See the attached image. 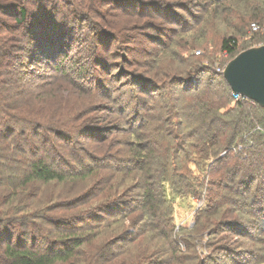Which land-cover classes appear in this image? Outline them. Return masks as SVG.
<instances>
[{
    "label": "trees",
    "instance_id": "16d2710c",
    "mask_svg": "<svg viewBox=\"0 0 264 264\" xmlns=\"http://www.w3.org/2000/svg\"><path fill=\"white\" fill-rule=\"evenodd\" d=\"M30 1L26 0L29 4ZM103 1H108V4H102ZM19 2L15 8L11 5V12L15 15L14 19L20 27L18 30L27 38L32 39V43L37 39L35 47H38L39 50L41 47L47 49L42 50L46 60L57 58L58 63L52 67L56 72L55 77L49 75V80L45 79L39 83H19L14 78V71V75L11 71H4L10 69L14 64L13 70H21L17 67V63L20 65L23 63L17 61V54H15L17 52L15 48L18 49V47L14 44L7 50L5 45L0 43V76L11 74V79L3 77L2 83H0V208L16 198V205H13L12 210H7L4 214L0 209V222H2L0 225L6 228L9 226L8 233L9 237L11 236L10 241L4 244L0 243L5 246L3 249L5 258L8 260L6 264H53L56 260H69L74 255L73 252L89 240L84 235H81L80 239L75 237L73 246L69 248L65 246L60 252H57L56 249L54 251L47 249L48 247L38 249L35 246L26 247L25 245L24 247L22 244L14 246L12 240L15 235L13 232L17 227L25 226L27 232L32 233L35 225H32L28 220L30 217L42 219L45 214L42 212L43 207L50 212L54 210L65 212L70 210L73 205L63 202L41 205L36 208L38 210L37 213L35 212L36 214L30 215L27 211L31 209L29 206L34 199L27 195L18 198L22 196L21 192L29 190L28 186L33 182L50 183L89 179L92 176L96 177V171L99 174L101 170L105 171L106 168L110 169L111 167H115L118 171H126V174H140L141 199H136V204L132 207L128 205L129 210L142 209L143 219H138V221H147L146 230L156 229L158 235L164 237L170 245L177 244L182 240L178 239L173 227V203L169 192L174 198L204 196L205 189L208 191V186L205 187V183L203 180L201 181L203 175L211 178L213 183L216 180L220 181L221 174H224L226 182L224 180L219 183L231 185L232 188L237 180H246L250 176L248 189L240 188V191H236L241 196L237 202L240 204L246 200L251 201V206L243 204L251 207L253 214L264 217V210L256 209V207L264 206V190H262L264 188V119L257 120L253 117L254 122L255 120L258 122L255 124L251 118L245 116L252 110L259 109L264 112V107L255 101L236 98L226 79L223 78V73L217 70L214 60L207 57L209 66L202 69L210 74L206 87L208 96L206 97L207 91L197 95L198 98L189 95L188 99L184 101L186 103L184 108L178 107L179 102L176 100L175 103L164 101L159 107L156 104H148L123 109L122 105H119L110 93L101 91L102 84L108 80H97V83L101 84L96 88L77 85V83L85 81L83 70L88 64V59L90 60V55L95 53V49L100 48L101 45L99 46L98 42L105 43V40L110 37V35H104L102 39H99L104 31L96 29L97 18L99 20L102 18L105 22L109 15L124 18L132 16L156 18L162 7L161 4L164 5L163 1L48 0L47 2L32 0V10L24 5L23 0H19ZM5 3L6 1L2 2V4ZM134 3L139 4L140 9H129ZM101 6L109 9L102 10ZM249 18L250 21L254 20L250 22L249 28L260 36L247 46V42H244L245 44L242 46L239 38L234 34L225 37L220 48L225 62L231 60L246 47L264 44V0H259L253 5ZM126 20L119 18L112 21L119 23ZM253 23L259 26L257 31H253ZM64 39L71 41L74 39V41L69 45L68 52L63 55L59 44L63 43ZM114 39L121 43V39ZM31 49L32 47L30 52ZM201 50L204 52L202 56H206L207 52L204 49ZM68 53L70 56H75L71 66L63 64V60L66 61L69 58ZM6 54H10L14 62L7 59ZM212 55L211 52L209 56ZM222 64L224 63L222 62ZM196 71L197 69L194 72ZM22 72L25 75L28 74L27 71L22 70ZM59 77L68 78L70 83H56L53 80ZM191 80L193 79L191 78ZM68 84H71L70 87ZM156 88L162 90L166 86H157ZM121 89L120 87L119 91ZM94 93L98 96L104 95L113 104L112 107L108 104L111 112L113 110L117 114L120 111L123 112L125 120H128L127 128L130 136L135 138L134 143L143 147L142 151L139 152L132 148L130 151L136 154L132 157H108L106 155L103 158L109 159L108 162L104 159L96 161L92 159V164L87 166L84 163L83 160L86 158L84 153L86 152L83 147L78 145L79 136L93 134V137H98L101 132H107L104 127H97L100 122L95 117H88L89 109L77 112L81 109L82 98L91 97ZM210 93L214 98L216 97L215 103H213L214 99L209 96ZM158 108L162 112V116L159 118L160 124L150 128L153 137L145 146L143 144L144 137H140L139 130L156 120L155 113ZM184 110H187V113ZM223 110L226 111L223 112ZM232 115L237 116L238 119L231 123L225 122L228 121L227 117ZM223 122L225 124L222 130L225 128V132H218L220 131L219 124ZM233 148H235V153ZM223 150H226L227 154L221 156ZM230 151L237 159L235 163L231 162ZM208 161H214L212 168L209 166L210 168L207 169ZM121 164L124 167H119ZM191 164L197 167L196 171ZM229 179L232 184H227ZM255 181L258 183L257 194L259 191H263L259 197L253 195L255 192L251 191L252 182L255 183ZM94 186L80 199L79 204H84L98 196L95 194ZM245 197H247L246 200L243 199ZM209 199L212 201V207L220 208L223 202L230 200V196L224 195L223 192L219 193L210 187ZM105 200L95 207L94 213L88 212V214V210L78 209L79 211H75V215L69 216L67 215L69 213L62 215L60 223L58 220L57 223L68 226L72 222L98 221L106 220L108 216L113 217L114 213L119 211L122 201H111L107 198ZM210 210L212 211L209 208L206 212V209H202L196 223L211 212ZM21 214L30 216H21ZM125 216L127 215L123 214L121 217ZM117 218L119 217L113 219ZM128 232L129 236L133 235L130 229ZM37 237L39 240L34 239L36 244L45 240L40 233ZM172 250L174 249L172 248ZM224 250L228 251L229 249L225 248ZM86 254L92 257L88 252ZM104 255V252L98 251L94 253V260L100 264H108V261L101 259ZM69 264L78 263L70 261Z\"/></svg>",
    "mask_w": 264,
    "mask_h": 264
},
{
    "label": "rangeland",
    "instance_id": "374dc122",
    "mask_svg": "<svg viewBox=\"0 0 264 264\" xmlns=\"http://www.w3.org/2000/svg\"><path fill=\"white\" fill-rule=\"evenodd\" d=\"M3 1L6 3L2 4ZM31 1L29 4L23 0L24 5L30 10H32ZM45 1L48 2V0ZM161 1L164 5L161 4L162 7L156 18L145 17V19L134 16L124 18L109 15L106 22L102 18L100 20L97 18L96 29L104 31L101 36L99 35L100 37L98 36L99 39H102L104 35H110V37L105 40V43L98 42L99 46L101 45L99 49L94 48L95 53L90 55V60L88 59V64L83 70L85 81L77 83L79 87L83 85V87L96 88L101 84L97 83V80H108L102 84L101 91L110 93L119 105H122L123 109L148 104H156L159 107L164 101L175 103L176 100L179 102L178 107L184 108L186 104L184 101L188 99L189 95L197 97L207 91L206 97L208 96L206 87L210 74L205 70L202 71L203 68L209 66L207 57L215 61L217 68L228 63V61H224L225 57L220 50L225 37L234 34L239 38L242 46L245 44L244 42H247V46L260 36L249 28L250 22L254 21H250L249 18L252 7L259 0L249 2L243 0ZM19 3V0L13 2L12 0H0V43L2 42L7 50L16 44L18 47V49L15 48L17 61L23 63L22 65L17 63V67L21 69L19 71L13 70L15 64L4 71H11L12 75L15 72L14 78L19 83H39L45 79L49 80V75L55 77L56 72L52 67L58 63V59L46 60L47 58L42 52L45 48L41 47L39 50L38 47H35L37 39L32 43V39L27 38L18 30L20 27L14 19L15 15L11 12V5L15 8ZM102 4H108V1H103ZM134 8L140 9L139 4L134 3L129 7V9ZM103 9L109 8L102 7ZM119 18L127 20L119 23L112 21ZM114 38L121 39V43H118ZM73 41L74 39L72 41L64 39L63 43L60 42L59 47L63 51V55L68 52V47L73 44ZM55 46L58 47V45ZM242 46L241 48H244ZM201 49L207 52L206 56H202L204 52ZM198 50L201 53H197ZM211 52L213 55L209 56ZM9 55H7V59L14 62ZM68 55V60H63V64L71 66L75 56H70L69 53ZM195 69H197L196 72H194ZM22 70L27 71L28 74L25 75ZM10 76L11 74L7 73L3 77L11 79ZM3 77L0 76V83H2ZM15 79L14 81H16ZM53 80L56 83H70L68 78L59 77ZM68 85L70 87L71 84ZM157 86H166V88L157 90ZM120 87L121 91H119ZM209 96L214 99L213 103H215L216 97L214 98L212 93ZM108 104L111 107L113 105L104 95L98 96L94 93L91 97L82 98L81 106L78 105L81 109L77 112L89 109L88 117H95L100 122L97 127H104L107 131L101 132L98 137H93V134L79 136L78 145L83 147L86 152L84 153L86 158L83 161L87 166L92 164V159L103 160L106 155L108 157H132L136 155L130 151L132 148L139 152L143 150V147L134 143L135 138L130 136L127 128L128 120H125L123 112L120 111L118 114L114 110L111 112ZM184 112L187 113V110ZM263 114L264 112L257 109L249 111L245 116L254 122L253 117L263 120ZM160 116H162V112L158 108L155 113L156 120L139 130L140 137H144L143 144L145 146L153 137L150 128L160 124ZM237 119V116L232 115L227 117L228 121L225 122L231 123ZM225 122L219 124L220 131L217 129L218 132H225V128L222 130ZM255 122L257 121L255 120ZM232 150L235 153V148ZM233 152L229 153L232 154L231 162L235 163L237 159ZM225 154L227 151L223 150L221 156ZM104 161L108 162L109 159H104ZM123 164L119 167H124L125 164ZM191 166L195 171L197 170L194 164ZM209 166L212 168L214 161H208L207 169L210 168ZM95 173L96 177L92 176L89 179L50 183L33 182L28 186L29 190L21 192L22 196L18 198L27 195L34 199L29 206L31 209L27 211L30 215L37 213L36 208L41 205L46 206L60 202L73 205L70 210L65 212L59 210L50 212L43 207L42 212L45 214L42 219L30 217L28 220L32 225H35L32 233L27 232L25 226L17 227L13 232L15 235L12 240L14 246L22 244L24 247L25 245L26 247L35 246L38 249L48 247L47 249L52 251L56 249L57 252H60L65 246L72 247L75 237L80 239V236L84 235L88 237V242L80 248L78 247L69 260H56L53 264H69L70 261H76L78 264H100L94 260V253L98 251L104 252L105 255L101 259L108 261V264H264V217L253 214L249 207L252 202H248L247 197L243 198L246 200L243 203L249 206L237 202L241 196L236 191H240V188L248 189L250 176L246 180H237L232 188L231 185L219 183L224 180L226 182L224 174H221L220 181L216 180L213 183L211 178L210 180L203 175L201 181L203 180L205 187L208 186V191L205 189L204 196L174 198L169 192L173 203V227L178 239L182 240L177 244H171V247L164 237L158 235L156 229L154 230L157 231V234L154 230H146L147 221H138V219H143L142 209L129 210V207L136 204V199H141L140 174L129 173V175L126 174V171L116 170L115 167L106 168L105 171L101 170L99 174L97 171ZM206 173L208 174V172ZM227 184H232V181L229 179ZM93 186L96 192L94 193L98 196L84 204H79L80 199ZM251 186L252 193L255 192L253 195L259 197L263 193L264 188L257 194L258 183L256 181L252 182ZM210 187L219 193L223 192L224 195L228 194L230 200L223 202L220 208L212 207V201L209 199ZM106 198L111 201H122L119 211L115 212L113 217L108 216L106 220L98 221L72 222L68 226L59 224L62 215L66 213H69L67 214L69 216L75 215V211H79L78 209H86L87 213H94L95 207ZM13 205H16V198L0 209L5 214L7 210L14 208ZM128 205L130 206L128 207ZM209 208L212 211L210 210L211 212L196 223L201 210L206 209L207 212ZM256 209L264 210V206L256 207ZM123 214L127 216L121 217ZM30 215L21 214V216ZM114 217L119 218L113 219ZM9 229V226L6 228L0 225V243L4 244L10 241ZM129 229L132 236L128 235ZM39 233L45 240L36 244L34 239L39 240L37 237ZM63 234L69 236L65 237ZM2 244L0 245V264H6L8 260L5 258L3 249L5 246ZM225 248L229 250L225 251ZM86 251L92 257L88 256Z\"/></svg>",
    "mask_w": 264,
    "mask_h": 264
},
{
    "label": "water",
    "instance_id": "95a60500",
    "mask_svg": "<svg viewBox=\"0 0 264 264\" xmlns=\"http://www.w3.org/2000/svg\"><path fill=\"white\" fill-rule=\"evenodd\" d=\"M223 76L234 94L264 107V44L239 52L225 65Z\"/></svg>",
    "mask_w": 264,
    "mask_h": 264
},
{
    "label": "built area",
    "instance_id": "2783aa9c",
    "mask_svg": "<svg viewBox=\"0 0 264 264\" xmlns=\"http://www.w3.org/2000/svg\"><path fill=\"white\" fill-rule=\"evenodd\" d=\"M252 29L253 31H257L259 29V26L256 24V23H253L252 24ZM197 53H201L200 50L197 51ZM225 68V65H223L222 67H218L217 70L222 72L223 73V70ZM236 98H240V99H243V100H250L249 98L243 96V95H240V94H234Z\"/></svg>",
    "mask_w": 264,
    "mask_h": 264
},
{
    "label": "clouds",
    "instance_id": "9594fccd",
    "mask_svg": "<svg viewBox=\"0 0 264 264\" xmlns=\"http://www.w3.org/2000/svg\"><path fill=\"white\" fill-rule=\"evenodd\" d=\"M234 94V93H233ZM246 97V96H245ZM250 101H252L251 99H250Z\"/></svg>",
    "mask_w": 264,
    "mask_h": 264
}]
</instances>
